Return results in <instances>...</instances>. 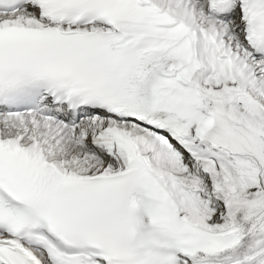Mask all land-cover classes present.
<instances>
[{"label":"snow or ice","instance_id":"obj_1","mask_svg":"<svg viewBox=\"0 0 264 264\" xmlns=\"http://www.w3.org/2000/svg\"><path fill=\"white\" fill-rule=\"evenodd\" d=\"M0 264H264V0H0Z\"/></svg>","mask_w":264,"mask_h":264}]
</instances>
